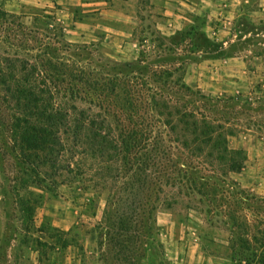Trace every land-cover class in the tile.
<instances>
[{
  "label": "rangeland",
  "instance_id": "obj_1",
  "mask_svg": "<svg viewBox=\"0 0 264 264\" xmlns=\"http://www.w3.org/2000/svg\"><path fill=\"white\" fill-rule=\"evenodd\" d=\"M0 8L17 15L31 30L39 31L41 36L38 37L47 46L60 49L62 56L74 60L91 78L93 75L97 79H106L104 83L119 79L121 90L132 91L139 105L150 92H161L188 112L198 108L210 118L236 129L235 136L229 138V147L243 151L247 160L244 169L231 174L230 179L246 192L242 199L247 204L238 210L240 217H248V234L237 227L231 233L232 225L223 223L227 219L224 215L211 224L207 214L194 207L190 209L186 200L172 209L162 202L159 209L169 211L178 223L185 225L192 224L189 219L193 215V220L201 221L200 233L225 239L224 248L218 247V243L208 245L220 255L232 258L234 264H246L245 257L253 252L257 251L258 257L264 254V247H261L264 237L258 231L264 230V169L256 172L249 166L256 140L264 138V93L241 97L210 96L187 86L181 68L195 57L192 53L202 47H216L207 46L200 31L191 35L179 33L168 39L156 28L157 19L152 18L156 13H150L149 9L134 33L136 38L148 42L137 59L123 60L121 53L118 54L120 58L109 53L103 26L96 29L87 26L86 31L92 34L90 39L76 41L74 28L79 21L84 17L92 21V11H85L88 7L78 4L67 10L62 9L57 0H0ZM57 40L61 43L58 44ZM67 49L70 50L66 52ZM122 50L124 47L120 48V45L115 47V51ZM185 85L192 92H188ZM99 108H92V104H78L79 112L94 109L97 126L105 117ZM0 109L1 118L11 112L7 106ZM137 118L121 117V126L113 123L114 135L120 136L122 129L116 130L118 126L122 128L130 121L136 122ZM2 121L8 125V118H2ZM6 126L0 121V264H169L162 248V230L158 228V234H150L147 229L142 233L146 224L144 218H139L142 222H138L130 211H125V204L155 201V195L146 197L139 191L140 195H128L126 188L132 180L116 179L113 171L109 177H104L94 169L97 165L92 163V154L83 155L82 149L75 155L72 152L67 154V158L74 162L72 170L64 173L67 182L62 184L60 179L56 184L46 183L42 172L33 173L24 157L14 151V142ZM74 131V124L64 131V144L69 150L76 145ZM94 134L92 128H88L80 131L78 138L92 140ZM118 191L122 194H115L113 198ZM112 198L116 206L110 208L108 201L112 202ZM27 206L32 207L31 212ZM199 207L207 209L205 205ZM123 214L126 221L121 218ZM64 227H70V230ZM212 227L216 230L208 233ZM241 238L250 240V251L242 247ZM252 264H258L257 260Z\"/></svg>",
  "mask_w": 264,
  "mask_h": 264
},
{
  "label": "trees",
  "instance_id": "obj_2",
  "mask_svg": "<svg viewBox=\"0 0 264 264\" xmlns=\"http://www.w3.org/2000/svg\"><path fill=\"white\" fill-rule=\"evenodd\" d=\"M201 35L207 46L215 45ZM38 36L39 31L0 8V108L7 106L11 111L7 117L2 116L8 118L7 126L1 117L0 121L7 127L14 151L24 157L33 173L41 171L46 183L56 184L62 179L63 184L67 182L64 173L74 165L67 154L75 155L82 149L83 155L92 154V163L97 165L92 168L104 177L113 171L116 179H131L132 184L126 188L128 195H137L138 191L146 197L155 195V201L125 204L126 213L130 211L138 222L144 218L142 233L147 229L150 234H158L156 214L160 203L172 209L186 200L190 209L207 214L211 224L224 215L227 219L222 222L232 225L231 233L237 227L248 234V217H240L238 210L247 204L242 199L246 192L230 179L231 174L244 169L247 160L243 151L229 147V138L235 136L236 129L198 108L188 112L161 92H150L139 105L132 91L121 90L119 79L104 83L106 79L91 78L74 60L62 56L60 49L47 46ZM186 90L192 92L189 87ZM89 100L92 108L104 111L98 126L94 109L79 112L78 104L91 105ZM124 116L138 118L119 128ZM113 123L119 125L116 130L122 129L120 136L114 135ZM73 124L76 145L69 150L63 136ZM88 128L95 132L92 140L78 138L79 132ZM95 160L100 162L96 164ZM115 194L120 196L122 191L114 193L113 198ZM113 200L108 201L110 208L116 206ZM27 210L31 212L32 207L27 206ZM124 215L121 218L126 221ZM258 231L264 237V230ZM241 243L250 251L248 238H241ZM255 260L264 264V254L258 257L256 251L245 257L246 264Z\"/></svg>",
  "mask_w": 264,
  "mask_h": 264
},
{
  "label": "crops",
  "instance_id": "obj_3",
  "mask_svg": "<svg viewBox=\"0 0 264 264\" xmlns=\"http://www.w3.org/2000/svg\"><path fill=\"white\" fill-rule=\"evenodd\" d=\"M57 4L67 10L78 4L88 7L85 11H92V21L85 17L79 21L74 28L76 41L90 39L87 26H103L109 53L118 57L121 53L123 60L137 59L148 42L134 33L150 9L156 13L152 18L157 19L156 28L164 37L200 31L216 45L192 53L195 57L183 66L187 86L210 96L264 93V0H57ZM119 45L124 47L121 52L115 51ZM262 140H256L253 157H249V166L256 172L264 169ZM191 217L192 224L185 225L169 211L157 213L156 225L162 230L161 243L169 264H234L232 258L208 245L218 243L224 248L225 239L203 235L198 230L201 221ZM214 230L209 228L208 233Z\"/></svg>",
  "mask_w": 264,
  "mask_h": 264
}]
</instances>
